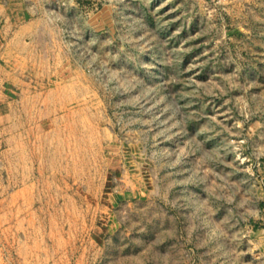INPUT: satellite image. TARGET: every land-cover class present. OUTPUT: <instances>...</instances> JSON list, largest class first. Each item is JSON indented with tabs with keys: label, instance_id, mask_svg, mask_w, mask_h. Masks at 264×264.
I'll use <instances>...</instances> for the list:
<instances>
[{
	"label": "rangeland",
	"instance_id": "obj_1",
	"mask_svg": "<svg viewBox=\"0 0 264 264\" xmlns=\"http://www.w3.org/2000/svg\"><path fill=\"white\" fill-rule=\"evenodd\" d=\"M0 264H264V0H0Z\"/></svg>",
	"mask_w": 264,
	"mask_h": 264
}]
</instances>
